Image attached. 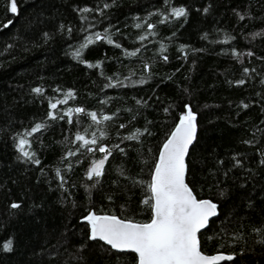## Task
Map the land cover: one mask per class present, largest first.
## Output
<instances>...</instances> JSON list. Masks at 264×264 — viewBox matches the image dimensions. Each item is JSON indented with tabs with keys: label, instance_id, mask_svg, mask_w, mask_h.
<instances>
[{
	"label": "trees",
	"instance_id": "obj_1",
	"mask_svg": "<svg viewBox=\"0 0 264 264\" xmlns=\"http://www.w3.org/2000/svg\"><path fill=\"white\" fill-rule=\"evenodd\" d=\"M11 3L0 0V264H136L91 242L80 221L90 212L151 220L148 185L186 106L198 128L186 182L218 205L201 251L264 264V0H15L17 14ZM176 7L187 15L171 16ZM96 33L113 43L81 49ZM69 91L49 119L50 101ZM76 107L112 119L95 125L82 114L69 124L63 113ZM37 123L45 126L28 139L39 164L17 151L18 134ZM101 132L112 155L88 180L104 154L75 137Z\"/></svg>",
	"mask_w": 264,
	"mask_h": 264
},
{
	"label": "snow or ice",
	"instance_id": "obj_2",
	"mask_svg": "<svg viewBox=\"0 0 264 264\" xmlns=\"http://www.w3.org/2000/svg\"><path fill=\"white\" fill-rule=\"evenodd\" d=\"M107 7V5H105ZM10 10L13 14H17V5L12 0ZM82 13L92 11L89 8L81 10ZM207 11V9H205ZM171 16L180 18L187 15L183 7H176L171 10ZM85 20L87 17H83ZM241 19L244 17L241 16ZM168 20V16H164L161 23ZM8 25H4L7 27ZM137 28L142 27L141 24L136 25ZM154 25L148 24L149 34L153 35L152 29ZM71 31V30H69ZM142 41L146 37L140 38ZM106 40L112 44L113 40L110 35H101L96 33L87 35L81 49L87 48L95 41ZM227 43V40L223 41ZM120 47L119 44L115 45ZM81 49H78L74 55L79 57ZM161 46V51H164ZM130 56L136 55L135 52L128 53ZM167 60V57H164ZM89 67L93 65L89 64ZM99 67L100 65H95ZM240 83H243L241 81ZM111 86V85H110ZM37 94H42V89L37 87L33 90ZM74 98V93L69 91L66 93L65 99L50 101V111L48 118L57 119L55 112L58 104H66L69 99ZM246 107V106H245ZM86 114L90 117L95 125H100L105 121H110L112 117L108 115L98 118L96 112H85L82 107L68 109L63 113V117H67L69 124L73 123V116ZM60 117V118H63ZM197 116L191 107L186 106L185 113L180 117L179 123L170 137L163 144L159 153L158 160L155 164L151 182L148 189L151 193L150 197L144 201L149 205L152 211V218L147 223H136L133 221H125L116 216L98 215L90 212L84 221L90 228L89 238L93 241H103L109 245L111 249L125 252L130 251L137 256V264H221L224 261L234 259L232 255L218 254L208 256L202 253L198 233L208 226L211 217L217 215V205L210 200H198L193 194L188 184L185 182L187 166L185 158L189 154V148L196 139L197 132ZM45 125L42 123L35 124L30 131L18 134L17 151L28 161L39 164L38 159L34 160V152H31V143L28 137L35 133H39ZM123 127V125H121ZM137 134L126 137L128 140L137 139ZM105 133L101 132L100 137L92 133V138L88 139L85 135L77 134L75 140L80 142V147L85 148L89 152H99L104 155L97 161L92 162L91 168L87 171V179L99 178L104 173L105 163L112 155V151L99 144V140L103 139ZM98 145L95 149L90 147ZM116 147H119L118 145ZM74 151H69L68 156H74ZM57 175H60L57 169ZM62 179V177H61ZM12 208H18V204H13ZM4 249H11V241L4 245Z\"/></svg>",
	"mask_w": 264,
	"mask_h": 264
},
{
	"label": "water",
	"instance_id": "obj_3",
	"mask_svg": "<svg viewBox=\"0 0 264 264\" xmlns=\"http://www.w3.org/2000/svg\"><path fill=\"white\" fill-rule=\"evenodd\" d=\"M185 111H186V107H185V109H184ZM197 116V115H196ZM180 119V118H179ZM179 123V120L177 121V123H176V125L174 126V128H173V130L171 131V133L175 130V127L177 126V124ZM171 133H170V135H171ZM197 134H198V128H197V132H196V138H197ZM170 135L168 136V138L170 137ZM167 138V139H168ZM167 139H166V141H167ZM165 141V142H166ZM195 141H196V139H195ZM195 141L193 142V144L190 146V148H189V153H190V151H191V149H192V147H193V145L195 144ZM164 142V143H165ZM163 143V144H164ZM163 144H162V146H163ZM162 146H161V148H160V150H159V153H160V151H161V149H162ZM159 153H158V156H159ZM189 155V154H188ZM158 156H157V160H158ZM187 158H188V156H186V158H185V163H186V166H187ZM157 162V161H156ZM155 167V166H154ZM154 170V169H153ZM152 174H153V172H152ZM186 175H187V171H186ZM186 175H185V182H186ZM151 178H152V176H151ZM150 182H151V180H150ZM186 184H187V182H186ZM151 194V193H150ZM197 198V197H196ZM198 200H209V199H198ZM211 201V200H210ZM214 203V202H213ZM217 205V204H216ZM151 213H152V211H151ZM110 216H113V215H110ZM217 216H218V205H217V215L215 216V217H211L210 218V220H209V223L212 221V220H214V219H216L217 218ZM117 217V216H116ZM119 218V217H118ZM120 219V218H119ZM126 221V220H125ZM81 223H84V224H87L85 221H84V218L80 221ZM150 222V221H149ZM208 226H209V224H208ZM208 226L207 227H205L204 229H202L197 235H198V239H199V234L200 233H202V232H204L207 228H208ZM88 229H89V235H90V228H89V226H88ZM90 241L91 242H99V243H101V244H103L104 246H106V247H108L109 249H111V247L109 246V245H107V244H105L103 241H99V240H95V241H93V240H91L90 239ZM113 252H115V253H118V254H133L135 257H136V264H137V256H136V254L135 253H132V252H130V251H125V252H121V251H117V250H114V249H111ZM218 254H224V255H229V254H225V253H214V254H212V255H208V256H213V255H218ZM207 255V254H206ZM233 257H234V255H232ZM232 261V260H231ZM231 261H224V262H221V264H223V263H228V262H231Z\"/></svg>",
	"mask_w": 264,
	"mask_h": 264
}]
</instances>
